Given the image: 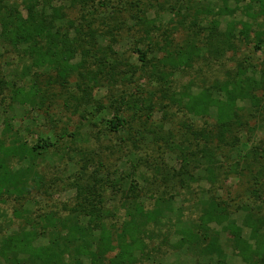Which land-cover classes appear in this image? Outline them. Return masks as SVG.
<instances>
[{
    "label": "trees",
    "instance_id": "1",
    "mask_svg": "<svg viewBox=\"0 0 264 264\" xmlns=\"http://www.w3.org/2000/svg\"><path fill=\"white\" fill-rule=\"evenodd\" d=\"M55 1L27 0L24 15L15 2L5 5L3 14L0 11V59L10 50L20 51L24 59L29 61L21 69L22 77L33 75L30 84H17V81H10L3 76L0 68V100H5L4 93L7 91L11 101L20 97L23 105L41 111L45 103L54 98L53 93H49L52 89L49 83L51 73L55 72V79L65 88L68 80L75 76L79 95L75 97L69 93L65 103L72 99L83 121L89 125L93 118L92 109L89 110L93 90L103 76L111 81L115 68L111 66L108 71L101 73L95 53L105 52L100 47H97L96 52L92 51L96 46L94 29L87 26L84 30L70 20H66L64 28V12L60 8H52ZM68 1L72 3L74 0ZM220 1L227 3L228 0ZM245 1L257 5L264 18V0ZM137 20L142 22L141 19ZM242 30L247 33L248 27L243 25ZM160 36L164 39L161 42L152 29H146L144 38L149 40V44L144 50L137 47L134 49L140 63L139 73L146 77L150 88L147 90L145 87L146 90L140 92L148 95L149 99L139 103L137 99H131V96L119 94V99L115 98L108 105L114 116L106 126L108 134L115 136L126 130L125 138L133 148L126 152L131 162L130 180L135 177L142 181V164L150 167V158H145L149 151H166L175 155L180 165L177 170L165 167L163 171L186 193L182 196L178 193H142V188L138 190L136 186L123 194L125 199L121 207L124 219L121 227L117 228L113 223L109 225L111 211L108 210L106 200L108 172L104 174L105 178L101 176V160L90 147V139L80 131L69 133L62 129L56 140L40 138L30 146L21 141L19 133L8 121L0 132V204L13 202L16 207L12 215L26 228H23L22 233L10 235L3 241L1 252H4L7 264H84L85 259L89 264H103L106 256L116 250L118 254L115 259L107 260V264H134L135 252L142 257L151 256L145 240L150 238L153 230L172 223L173 219L177 228L174 231L178 237V242L174 244L177 250L184 248L195 251L208 261L207 264H232L228 263L226 252L220 245V236L224 234L231 238L226 242L227 247L241 264H264L263 194L253 189L247 196L239 195L231 205L220 200L215 190L220 178L238 173L239 161L229 159L236 152L239 141L236 135L241 121L237 105L248 100L254 107H259L261 101L252 90L256 84L251 87L247 78H238L239 73H236L233 76L237 78L228 77L218 85L216 91L205 88L198 95H193L194 83L191 81L177 91L174 73L190 68L201 54L194 48L195 41L189 42L187 46L173 48L167 31ZM255 36L261 39L264 30ZM79 54L81 59L71 62ZM91 61L95 69L89 66ZM44 77H47L46 81H43ZM214 95L222 100L215 99ZM157 96V106L165 120L172 115L170 112L173 107L185 110L186 114L195 118H206L215 102L217 119L214 128L198 129L194 124H183L181 130L176 133L168 130L167 136L163 137L160 136L163 127H148L147 122H143L140 124L143 126L142 133L135 136L133 125L142 120L144 112L148 111L149 117L152 110L149 108L151 105L145 103L148 104ZM46 115L50 122L56 123L49 113ZM126 139L124 143L128 142ZM160 142L162 145H157ZM76 143L79 146L76 147ZM135 150L143 151L144 154L138 155ZM251 151L240 164L245 169L254 165L258 176L264 177V153L258 154L256 148ZM48 154L61 163L66 160V163L74 164L77 168L67 177L68 190H73L74 196L69 205H65L61 215L48 212L35 214L24 208L26 203L34 202L38 205L44 195L55 187L54 181H48L38 166L39 159L45 160ZM227 160L230 162L226 163ZM151 168L154 166L151 165ZM167 176L164 179L162 177L163 183L167 181ZM156 178L154 174V181ZM203 181L213 187L214 192H205L200 185ZM192 184H198V189L194 190ZM173 194L175 197H183L182 200L194 206L185 219L181 208L176 210V217L168 216L175 211ZM236 214L243 217L240 226L233 219ZM244 230L249 234L247 238L244 237ZM114 235L115 246L112 245ZM40 238H48L47 245L34 247L33 244ZM65 254L70 256L69 262L64 261Z\"/></svg>",
    "mask_w": 264,
    "mask_h": 264
},
{
    "label": "rangeland",
    "instance_id": "2",
    "mask_svg": "<svg viewBox=\"0 0 264 264\" xmlns=\"http://www.w3.org/2000/svg\"><path fill=\"white\" fill-rule=\"evenodd\" d=\"M13 2L19 5V11L24 15L26 13L24 4L27 0H0L1 13H4L5 5H11ZM225 6H227L226 9ZM54 7L60 8L64 12L65 19L62 23L64 28L66 20H70L77 27H83L84 30L87 29V26L94 29L96 46L92 51L96 52L97 47L104 50L105 53L97 52L95 56L100 64L101 73L114 66L112 80L107 81L103 76V79L94 88L89 102V110L92 109L93 113L92 122L89 125L83 121L72 99L65 103V98H68L69 93L74 94L75 97L79 95L76 91L77 79L75 76L68 80V85L65 88L61 87L60 82L56 80L55 72L51 73L50 76L54 80L50 78L51 82L49 83L52 89L49 93L52 92L54 98L49 102L46 101L47 103L41 111L23 105L20 97L11 101L10 93L5 91V100L3 102L0 100V132L4 129V124L9 121L19 133L21 141H25L30 146L36 144L40 138L49 141L56 140L62 129H66L69 133L80 131L86 135L90 139V147L101 160V168H103L100 169L101 176L105 178L104 174L108 172L106 174L109 183L106 200L108 210L111 211L109 225L113 223L117 228L121 227L124 219V211L121 207L124 203L123 199H125L123 194L128 193V190L135 189L136 186H138V190L142 188V193L184 195L186 191L180 190L176 181L170 179L163 171L165 167L177 170L180 165L179 159L166 151H149L145 158H150V167L152 165L154 168L150 169L142 164L144 180L142 178L141 181L139 177V179L133 177L130 180L131 162L130 158L126 156V152L133 148L130 141L125 138L126 130L115 136L108 134L109 129L106 126L114 116L113 110H110L108 105L110 102H114L115 98L119 99V94L131 96V99H137L136 101L139 103L149 99L148 95H142L140 92L145 87L147 90L150 88L146 77H142L139 73L138 65L140 63L134 49L137 47L144 50L149 44V40L144 38V30L152 29L160 42L164 40L160 35L167 31L173 48L187 46L189 42L195 41L194 48L197 49L198 54H201L194 60L190 68L174 73L173 80L177 91H180L182 85H186L190 81L194 83L191 93L193 95H198L205 88L216 91L218 85L224 83L228 77L234 79L236 73H239L238 78H247L250 86L256 84L255 87H251L261 101L259 107H254L248 100L241 101L237 105L241 121L236 135L239 141L236 145V152L232 153L229 159L239 161L238 173L220 178L215 190H217L220 200L231 205L237 201L239 195L247 196L253 189L264 196V177L258 176L257 168L254 165L245 169L240 164L241 160L246 159L252 152V148H256L260 155L264 153V37L258 39L255 36L256 33L264 30V18L257 5L250 4L245 0L238 2L228 0L227 3L220 0H74L72 3L68 0H57L53 3L52 8ZM137 19H141L142 22H138ZM243 25L248 27L247 33L243 32ZM68 30L72 33L70 29ZM8 52L0 59L3 76L8 77L10 81H17V84L22 82L30 84L33 75L22 77L21 73L23 65H28L29 61L24 59L20 51L10 50ZM79 59H81L80 54L71 62H78ZM91 65L92 61L89 66ZM91 67L95 69L94 66ZM46 80L47 77H44L43 81ZM215 96V99L222 100ZM157 101L158 96L148 104L145 103L147 106L151 105L149 108L152 110L149 117L148 111H146L142 120L133 125L132 130L134 131L132 132L135 136L142 133L141 123L143 122H147L148 127H163L160 134L163 137L167 136L168 130L173 133L181 130L183 124H194L198 129L214 128L215 126L217 119L215 102L206 118H195L186 114L185 110L173 107L170 112L172 115L165 120L164 114L158 109ZM45 113H49L56 123L50 122ZM124 139L128 142L124 143ZM79 140L77 135V142ZM78 143L75 144L76 147L79 146ZM157 145H162V143ZM142 150H144L143 145ZM136 153L144 154L143 151ZM230 160H227L226 163H229ZM38 163L40 172L46 176L48 181H54L55 187L47 195H44V199L40 200L38 205L34 202L26 203L24 208L35 214L48 212L61 215L64 213L65 205H69L74 196V191L68 190L67 177L72 175L77 168L74 164L66 163V160L61 163L51 154H48L45 160L39 159ZM169 173L171 174V172ZM154 174L157 177L155 181ZM166 176L168 179L163 183L162 177L164 179ZM200 185L205 189V192H214V188L204 181ZM197 186L198 184H192L191 187L197 190ZM139 192L141 193V191ZM173 196L175 211L168 216L176 217V210L181 208L183 219H185L193 211V204L182 200L183 197H175V194ZM14 207L16 205L13 202L0 204V264H7L4 252H1L3 241L10 235L22 233V230L26 228V225L12 215ZM242 218L240 214L233 217L239 226ZM174 221L173 219L172 223H168L166 226L161 225L153 230L150 238L145 240L150 249L148 253L151 256L149 258L142 257L135 252L136 261L134 264L208 263L195 251H188L184 248L176 249L174 244L178 242V237L174 234V231L177 230L173 224ZM248 236V232L244 230V237ZM112 239V245L115 246V235L112 236ZM229 239L231 238L224 234L220 236V245L226 252L228 263L241 264L227 247L226 242ZM47 243L48 238H40L33 245L34 247H43ZM117 254V250L109 253L103 264H107L109 259H115ZM63 259L67 262L71 260L67 254ZM83 262L89 264L86 259Z\"/></svg>",
    "mask_w": 264,
    "mask_h": 264
}]
</instances>
